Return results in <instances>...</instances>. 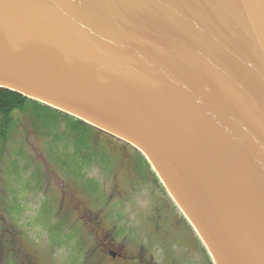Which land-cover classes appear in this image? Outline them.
I'll return each mask as SVG.
<instances>
[{
    "label": "water",
    "instance_id": "obj_1",
    "mask_svg": "<svg viewBox=\"0 0 264 264\" xmlns=\"http://www.w3.org/2000/svg\"><path fill=\"white\" fill-rule=\"evenodd\" d=\"M0 90L138 153L212 264H264V0H0Z\"/></svg>",
    "mask_w": 264,
    "mask_h": 264
},
{
    "label": "rangeland",
    "instance_id": "obj_2",
    "mask_svg": "<svg viewBox=\"0 0 264 264\" xmlns=\"http://www.w3.org/2000/svg\"><path fill=\"white\" fill-rule=\"evenodd\" d=\"M27 121L16 119L6 144L3 146L0 142V214H4L8 206L6 196L9 194L14 215L67 218L68 222L62 223L59 232L68 231L74 217L92 215L94 230L99 227L108 233L114 248H120L126 258L139 257L147 264L211 263L163 187L155 182L157 177L135 153L102 134L96 142L101 152L107 154V162L92 164L78 179L59 165L57 159L63 155V150L52 146L45 137L34 135ZM19 225L26 226L30 239L38 233L55 230L49 228L54 225H49L48 219L44 223L22 220ZM84 226L86 232L92 231L90 225ZM66 238L69 237L57 233L53 239L63 243L67 242ZM94 241L97 245L101 243ZM54 250L56 255L71 254L69 246ZM30 252L37 257L43 254L33 245ZM76 257V264H83L85 255ZM96 257V253H90L87 264L124 263L108 257L99 261Z\"/></svg>",
    "mask_w": 264,
    "mask_h": 264
},
{
    "label": "flooded vegetation",
    "instance_id": "obj_3",
    "mask_svg": "<svg viewBox=\"0 0 264 264\" xmlns=\"http://www.w3.org/2000/svg\"><path fill=\"white\" fill-rule=\"evenodd\" d=\"M8 195L9 194L6 196L8 204L7 210H4V214H0V264H76L78 262L76 255L78 257H83V255H85L83 264H87L90 253H96V258H98L99 261L108 257L109 260L112 259L113 261L116 260V262L122 263L124 261L125 264H147L142 259H139V257L126 258L125 255L120 253V248H114L115 244L108 233L99 227H97V231L94 230V217L88 213H86L84 217L81 216L82 218L74 217L71 221V218H69L70 228H68V231L59 232L62 229V223L67 221V218L57 216L47 218L44 216L25 217L14 215L15 210H12L14 207L13 200H11ZM69 197L75 198L73 195ZM10 204L11 207H9ZM45 219H48L49 225H54L52 227L49 226V228L57 230L56 232L54 230L41 233L43 236L38 233L37 237L30 239L28 235L29 232L26 231V226L19 225L22 220H27V223L30 222V220L34 223H41V221L44 223ZM84 225H90L89 227L92 231L86 232L87 230L85 231V229L87 227ZM81 232L85 234L82 235L83 233ZM57 233L69 237L66 238L67 242L57 243L53 239L56 237ZM94 240H100L101 243L97 245ZM31 245L36 247L39 251H42L43 257H37L35 254L31 253ZM60 246L63 248L67 246L71 247V254L65 253V255H63V253L56 255L54 249ZM130 261H137V263H131Z\"/></svg>",
    "mask_w": 264,
    "mask_h": 264
},
{
    "label": "trees",
    "instance_id": "obj_4",
    "mask_svg": "<svg viewBox=\"0 0 264 264\" xmlns=\"http://www.w3.org/2000/svg\"><path fill=\"white\" fill-rule=\"evenodd\" d=\"M16 119L28 120L34 135L45 137L52 146L60 147L63 150V155L57 160L63 170L65 169L72 177L79 179L87 167L97 162H103V165L107 162V154L104 155L105 151L101 152L100 146L96 142L102 133L37 102L0 90V142L3 146L6 144ZM59 127L63 129L59 131ZM121 145L132 151L133 154L135 153L136 157L143 162L142 164L148 170L150 169L147 162L138 153L124 144ZM84 181L86 182V180ZM155 182L162 188L156 178ZM85 185L83 184V186ZM184 223L186 222L184 221ZM202 251L206 253L204 249Z\"/></svg>",
    "mask_w": 264,
    "mask_h": 264
}]
</instances>
